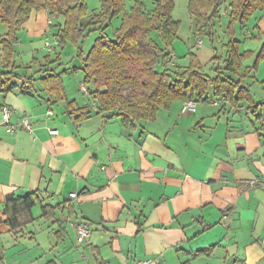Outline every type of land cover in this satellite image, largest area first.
Returning <instances> with one entry per match:
<instances>
[{"label": "crops", "instance_id": "obj_1", "mask_svg": "<svg viewBox=\"0 0 264 264\" xmlns=\"http://www.w3.org/2000/svg\"><path fill=\"white\" fill-rule=\"evenodd\" d=\"M222 9L213 37L200 33L192 17L179 31L171 51L177 67L189 64L191 52L209 75L223 65L228 11ZM257 13L258 37L250 22L239 24L242 52L253 51L248 40L262 41L264 13ZM49 18L47 10H34L22 25L15 63L24 78L0 92V264H264V60L256 80L243 84L257 108L211 90L205 102L187 99L196 103L194 113H183L187 100H178L155 121L126 128L120 118L98 113L93 86L82 87L81 60L57 68L67 46L44 48L47 38L59 40ZM7 31L0 22V36ZM73 71L82 74L69 87L64 77ZM47 73L62 74L76 107L51 98L41 80ZM3 105L14 111L11 126L27 116L33 130L9 132ZM80 112L85 118L78 121ZM35 190L47 191L46 203L59 207L56 217L40 218L37 205L36 220L15 233L4 221L5 198ZM80 221L91 228L83 241L73 226Z\"/></svg>", "mask_w": 264, "mask_h": 264}, {"label": "trees", "instance_id": "obj_2", "mask_svg": "<svg viewBox=\"0 0 264 264\" xmlns=\"http://www.w3.org/2000/svg\"><path fill=\"white\" fill-rule=\"evenodd\" d=\"M100 1L99 10L90 11L87 0H0V22L8 27L7 33L0 36V92H11L16 80L24 78L16 73L15 63V46L22 25L34 10H47L54 20H64L53 25L57 28L55 36L63 46L72 44L77 48L84 83L93 86L92 97L98 113L107 119L120 118L126 128L133 127L135 122L155 121L161 109L169 108L178 100L192 98L205 102L210 99L211 90L233 104L247 102L253 108L259 106L250 87L243 84L250 78L256 80L255 72L264 60V31H261V48L255 56L253 51H241L235 25H246L255 13H264V0H227L226 58L221 66L217 62L220 57H214L218 63L213 69L214 75L206 73L195 52L189 53L186 67L176 66L171 51L181 22L173 17L174 0H157L152 11L147 10L143 1H136L130 9L128 0ZM224 3V0L189 1V15L200 33L215 35V22L221 19ZM117 19L121 24L115 29L113 23ZM111 29L113 35L109 33ZM92 33L98 35L85 52L83 42ZM253 56L255 62L245 67L244 61ZM160 64L163 71L158 69ZM41 80L51 98L65 101L68 108L77 106L76 101H68L62 74L47 73ZM80 113L78 121L85 118ZM46 193L35 190L6 196L4 221L13 232H21L36 220L32 210L37 205L42 210L40 218L56 217L59 207L46 203Z\"/></svg>", "mask_w": 264, "mask_h": 264}, {"label": "rangeland", "instance_id": "obj_3", "mask_svg": "<svg viewBox=\"0 0 264 264\" xmlns=\"http://www.w3.org/2000/svg\"><path fill=\"white\" fill-rule=\"evenodd\" d=\"M137 0H128L127 1V7L128 9H130L136 2ZM145 3L146 5V8L148 11H151L155 8L156 6V1L155 0H141ZM175 1V0H174ZM189 1L190 0H176V6L174 8V18L178 21H181L182 22V27H180L181 31L180 33L183 34L185 32V30L187 29V25H189L191 22V16L189 15V12H188V4H189ZM224 4L222 5L223 7V11L227 13V11H229L226 7L227 5V0H224ZM87 3H88V6H89V9L90 11H98L99 8H100V4H101V1L100 0H87ZM50 16V15H49ZM261 15H259L258 13L254 14L252 19L250 20V24H251V30L255 31V35L256 37L259 36V32H256L255 30V27L257 25V23H259L261 21ZM49 24L50 26H53L54 25V19L52 17L49 18ZM193 21V20H192ZM228 21L227 19H224L223 23L225 25V28H224V31L228 34ZM262 22V21H261ZM195 23V22H194ZM121 24V20L117 19L114 21L113 25H114V28L116 29L117 27H119ZM192 25V24H191ZM260 26H264V23H260ZM235 31H236V37L237 39L239 37L242 36L241 34V28L239 27V24H236L235 25ZM111 35H113V29L110 30L109 32ZM98 35V33H92L89 37H87L84 41V48L86 51H88L91 46L93 45L94 41H95V38L96 36ZM50 38V37H49ZM47 38V40L49 39ZM46 40V41H47ZM205 40V43L206 45H209V40L207 38L204 39ZM228 40H229V37H228ZM227 40V41H228ZM254 40V41H252ZM252 40H248L247 43V49H251L255 52V56L257 55V53L259 52L260 48H261V45H262V41H258V38H255V39H252ZM45 41V42H46ZM161 44V43H160ZM67 47L64 48V54H63V57H64V60H63V64L57 66V68H59L60 66H70L71 62L74 60V59H78V61H80V59L78 58V51H77V48L72 45V44H68L66 45ZM45 48V47H44ZM254 58H251L249 61H246V65H252L254 62H255V57ZM158 69L160 71H163V67L161 66V64L158 66ZM207 70V69H206ZM209 70V69H208ZM82 72H70L69 75H66V77H64V80L65 82L68 84V86L70 87L71 84H74V78H76V76H81ZM86 86L85 83L82 84V87ZM258 88V87H257ZM253 93H254V96H255V99H258V97L260 96L261 93H257V90L254 88L253 89Z\"/></svg>", "mask_w": 264, "mask_h": 264}, {"label": "built area", "instance_id": "obj_4", "mask_svg": "<svg viewBox=\"0 0 264 264\" xmlns=\"http://www.w3.org/2000/svg\"><path fill=\"white\" fill-rule=\"evenodd\" d=\"M59 46H61V42L59 40H55V39L51 40V38H49L45 42V49L48 52L53 51L55 47H59ZM172 56L173 58H175L174 54H172ZM84 87L85 86L83 85V88ZM196 108H197V105L193 100H187L183 103L182 112L183 113H194L196 112ZM1 111H2L3 123L5 124V126L8 127L9 132L13 133L17 128H20V127L27 131L33 130V123L29 117L27 116L22 117L18 126L15 127V126L10 125V118L14 115L13 109L10 108L8 105H3L1 108ZM51 114H52V111H49L48 115H51ZM51 133L57 134V131L51 130ZM71 197L76 198L77 194L72 193ZM73 226L76 230L77 237L80 241L85 240L91 234V228L85 222L80 221V222L74 223ZM149 263L150 261H146L143 264H149Z\"/></svg>", "mask_w": 264, "mask_h": 264}]
</instances>
